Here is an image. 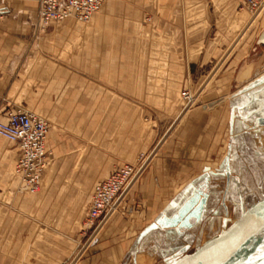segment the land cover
<instances>
[{
    "label": "crops",
    "instance_id": "crops-1",
    "mask_svg": "<svg viewBox=\"0 0 264 264\" xmlns=\"http://www.w3.org/2000/svg\"><path fill=\"white\" fill-rule=\"evenodd\" d=\"M237 3L105 0L90 22L45 31L39 0L6 3L0 121L15 110L44 117L50 155L41 191L24 192L14 171L21 151L0 136V264H65L83 252L93 191L157 135L160 154L78 264H139L138 255L158 253L161 234L200 221L210 180L224 176L236 147L261 141L246 123L256 114L264 127V18L237 40L247 18ZM213 71L205 103L186 111L180 88Z\"/></svg>",
    "mask_w": 264,
    "mask_h": 264
},
{
    "label": "rangeland",
    "instance_id": "rangeland-1",
    "mask_svg": "<svg viewBox=\"0 0 264 264\" xmlns=\"http://www.w3.org/2000/svg\"><path fill=\"white\" fill-rule=\"evenodd\" d=\"M237 2L238 11L245 12L247 14L245 24L243 23L237 37L238 40L245 37L248 30L255 28L257 23L263 20L264 12L260 14H252L240 5L239 0H237ZM147 22L151 23V19L148 18ZM225 67L226 66L224 65L223 70ZM214 74L215 73L213 71L211 76L207 79H201L198 77L193 78L190 83L188 82L186 86L180 88L178 97L185 105H187L185 106L187 107L186 111L205 103L204 97L208 92L207 90L216 85V78L214 77ZM223 85H230V82H224ZM185 88L187 90H184ZM184 93H189L192 97V101L186 100L183 95ZM227 103L228 102L224 101L225 107L227 106ZM154 119L153 112L146 111L144 114V125H150ZM249 121L250 122L246 123L243 130L246 131V133L249 132L252 138L255 139L256 136V138L261 139V141H250L245 144L246 148L247 146L249 147L248 151H243V148H240V152H237L236 147V152L233 157L229 159V168H227V170L225 169L224 176L221 179L217 178V180H215L212 178L210 180V182L212 181L211 189H209V197L211 196V198L208 201V205L202 208L203 215L200 221H194L191 224H187L186 226H183L178 233L173 232V234H168L167 237L164 235L162 237L161 234L160 238L155 241L160 248L158 253H142L137 256V263L171 264L175 262L179 257L195 251L210 237L220 232L226 224L232 222L234 219L247 211L253 204L264 197V127H260L263 123L260 118L256 116V114ZM159 138L160 135H157L153 143L139 151L134 162L125 161L122 164H135L141 154L150 156L148 160L149 164L140 180L144 178L152 164L155 162V159L157 158L156 154L159 155L161 152V144L164 141V138H162L160 143H158L157 141H159ZM228 138L229 134L225 129V151L227 148ZM239 146H241V144H239ZM134 188L135 186L132 188V191ZM85 221L86 213L82 222L81 230V243L84 247L82 250L83 252L77 256L71 257L65 264H78V262L87 255L89 247L99 239L100 235H102L103 231L109 224H101V227H99L96 232H93L87 230Z\"/></svg>",
    "mask_w": 264,
    "mask_h": 264
},
{
    "label": "built area",
    "instance_id": "built-area-1",
    "mask_svg": "<svg viewBox=\"0 0 264 264\" xmlns=\"http://www.w3.org/2000/svg\"><path fill=\"white\" fill-rule=\"evenodd\" d=\"M10 0H0V14ZM105 0H39L37 12L40 30L53 23L73 19L88 23L104 5ZM252 14L264 12V0H239ZM184 98L192 101L189 93ZM49 122L42 116L24 110L10 111L5 122L0 121V136L19 148L21 156L15 165V174L21 189L30 194L41 191L45 168L50 155L47 149ZM150 156L141 154L135 164H124L101 182L93 191L86 214L85 226L96 232L102 220H108L116 211L121 196L144 175ZM148 162V163H147Z\"/></svg>",
    "mask_w": 264,
    "mask_h": 264
},
{
    "label": "water",
    "instance_id": "water-1",
    "mask_svg": "<svg viewBox=\"0 0 264 264\" xmlns=\"http://www.w3.org/2000/svg\"><path fill=\"white\" fill-rule=\"evenodd\" d=\"M263 243L264 197L195 251L171 264H238Z\"/></svg>",
    "mask_w": 264,
    "mask_h": 264
},
{
    "label": "bare ground",
    "instance_id": "bare-ground-1",
    "mask_svg": "<svg viewBox=\"0 0 264 264\" xmlns=\"http://www.w3.org/2000/svg\"><path fill=\"white\" fill-rule=\"evenodd\" d=\"M238 264H264V243L253 254Z\"/></svg>",
    "mask_w": 264,
    "mask_h": 264
}]
</instances>
